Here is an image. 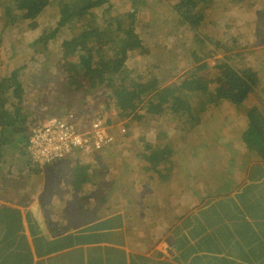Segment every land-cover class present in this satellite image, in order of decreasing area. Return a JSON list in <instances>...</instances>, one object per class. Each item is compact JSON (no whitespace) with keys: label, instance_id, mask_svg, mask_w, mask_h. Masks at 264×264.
Listing matches in <instances>:
<instances>
[{"label":"trees","instance_id":"16d2710c","mask_svg":"<svg viewBox=\"0 0 264 264\" xmlns=\"http://www.w3.org/2000/svg\"><path fill=\"white\" fill-rule=\"evenodd\" d=\"M140 2L145 4L143 7H150L151 12L157 9V2L153 4L149 0H137L130 5L123 0H17L12 13L4 6L2 9L0 3V123L6 127L0 131V206H4L10 191L19 195L20 190L43 186V193L48 196V222L50 216L61 223L84 221V233L100 230L120 244L130 229L126 222L133 215L139 216V223L145 228L147 222L162 216H165L162 220L168 221L173 214L177 215L175 218H183L188 215L187 207L193 210L202 205L203 194L207 204L196 212L201 214L200 224L226 225L227 217L240 212L238 224L243 239L238 238V244L243 243L239 249L244 258L240 264H264L258 254L246 252V246H253L247 239L255 233L259 235L256 222H264V185L258 187L259 181L264 180V96L261 95L264 85L259 84L264 79V51L261 57H253L252 52L258 49L256 53H259L264 47V0H201L193 6L184 4L178 12L172 7L182 0H159L169 8L162 12V21L158 23L161 27L156 30L150 29L153 24L145 15L151 12L144 13ZM214 3L220 5L225 17L236 19L232 29L240 31L236 33L242 37L239 43L234 41L231 45L222 40L228 33L211 39L209 27L217 25L215 18L221 11H216ZM108 5L116 9L110 17L99 20V32L78 33L76 29L74 33L64 34L73 30L75 18ZM126 7L130 8L123 13L121 8ZM44 9L48 10L46 19L40 17ZM239 19L246 20L244 27L239 26ZM22 20L26 25L15 32L12 26ZM226 26L230 30L229 22H225L223 29ZM111 28L116 31L111 42L97 38L98 33H110ZM244 28L247 33L242 34ZM27 33H32L29 42ZM183 49L191 55L181 64L184 66L181 69L175 63ZM217 55H221L218 64L211 68L206 83L200 84L198 77L205 72L206 60ZM10 60L16 70L9 74L8 69L14 67L9 65ZM36 66L47 70L37 71ZM23 72L31 77L26 85L22 82ZM208 92L215 97L212 101H217L215 107L207 102ZM34 94L41 99L39 106L26 105L28 96ZM238 94H242L239 102L246 103L244 107L238 106L244 108L242 124L238 123L242 134L236 145H225L220 127L223 121L227 125L225 130H241L236 128L237 121L230 113L235 105L228 106L225 96L234 100ZM75 97L80 101L76 102ZM87 108L93 115L112 113V120L123 123L119 129L132 130L139 126L138 135H130L104 152H77L76 160L71 163L56 160L41 169L34 165L28 151L33 130L51 116L62 121L71 113ZM150 116L154 124L161 117L164 125L155 129L166 130L163 135L170 139H173L172 130H205L202 125H211L206 129L216 133L221 151L233 154L229 163L233 165L232 172L238 173L236 178L231 177L228 184L221 185L215 195L214 192L209 195L205 187L192 186L193 181L185 178V172H191L187 155L200 159L201 175L212 180L219 178L220 166L206 155L209 152L216 159L214 145L205 146L206 151L200 147V153L187 148L182 155H175L168 149L169 142L160 146L153 138L147 140V131L152 128L143 123ZM93 123L83 122L81 127L87 129ZM171 144L176 149L181 142L178 138ZM125 145H130L131 150ZM238 149H244L246 156L241 158ZM5 157L9 162L7 169L1 161ZM207 162L210 165L205 168ZM182 168L184 172L180 171ZM257 172H261L260 178ZM103 180L113 181L112 190L106 195L104 189L110 186ZM188 192L192 198L185 202L181 196ZM94 196L106 203L95 205ZM219 198H224L227 210L219 206ZM29 218L24 216L29 226L35 227ZM17 222L23 227L22 220L16 219L14 223ZM155 229L159 234L154 229L148 231L154 239L165 237L163 229ZM254 247L257 251L260 243ZM211 261L212 258L200 259L196 263Z\"/></svg>","mask_w":264,"mask_h":264},{"label":"rangeland","instance_id":"374dc122","mask_svg":"<svg viewBox=\"0 0 264 264\" xmlns=\"http://www.w3.org/2000/svg\"><path fill=\"white\" fill-rule=\"evenodd\" d=\"M123 1L127 2L129 4V3H132V2L137 1V0H123ZM149 1L152 2L153 4L156 2L158 4L156 10H153L152 12L150 10L151 8L148 10V13L151 12L149 14V16L145 15L146 19L150 23L153 24L150 27V29L156 30V29H159L161 27L158 25V23L160 24V22L162 21V19L160 17L162 12L164 10H168L169 7L162 2H158L159 0H149ZM200 1L201 0H182V2L179 5H176V6L174 5L172 7V10L174 12H178L185 6L184 4H188L190 6H193V5L198 4ZM16 2H17V0H0L2 9L4 6L7 9H9L12 13H14L13 5ZM144 5L145 4L140 2V6L142 9L144 8L143 7ZM112 6L113 5H108L106 8H104L106 10L95 9V10L87 12L86 14H84L80 18H78V17L75 18V20L72 22L74 24L73 30H66L64 32V34L67 35L70 33H74L76 29L78 30V33L82 32L84 30H90V32H95V31L99 32L101 30L99 20H103L107 17H110L109 15H111V13L116 9V7L114 8ZM219 6H220L219 4L216 5V8H217L216 11L219 9ZM129 8L130 7L121 8V9H123V13H126L129 10ZM219 10H221V9H219ZM144 13H146V11ZM40 17L43 19L44 18L46 19L48 17V10L44 9L43 12L40 14ZM153 19H156V22H154ZM216 20L218 22L217 25L213 24L209 27L208 32L211 35V39H214L215 36L217 39L222 38L228 33L222 40H224L225 42H227L231 45H234L235 43L240 42V38H242V37H240L238 34H236L237 32H240V31L237 29H232L233 28V26H232L233 21L236 20L235 18L228 17V16L225 17L224 11L221 10L220 13L217 15ZM237 21H239L238 22L239 26H242V27L245 26V23H246L245 19H239ZM225 22H229L230 30H228L227 26L225 29H223L225 27ZM117 23H118V21H117ZM10 25H13V23ZM25 25H26L25 22L22 20L20 23L16 22V24H14L12 27H13L14 31L17 32L18 30H22V28ZM220 25H222L221 28L219 27ZM234 26H236V25H234ZM9 30L11 32V29H9ZM108 31H110V33H104V32L98 33L97 38L102 39V37H104L105 41L111 42V38L116 33V31L112 28L109 29ZM245 33H247V28H244V30L242 31V34H245ZM30 34L29 33L26 34V39L28 40V42H29V39L32 38V33H30ZM35 39H37V38L34 37V40ZM234 41H236V42L234 43ZM57 44H58V41H57ZM97 44L100 45L99 41H97ZM97 44H96V46H97ZM104 44L111 45L113 43L107 42ZM245 45H246V43H245ZM203 48H204V45H203ZM257 50L252 51V52H254L253 57H255L256 55H259L261 57L263 54V51H264V47L259 50L260 51L259 53H256ZM189 52H190L189 50L183 49L182 53L180 55H178L179 61H176L175 64H178L181 69L184 67V66L182 67L181 64L185 63L186 57L188 55H191V53L188 54ZM220 56L221 55H217L211 59L206 60L207 67L204 70L205 72L199 74V77H198L200 84L203 85L206 83V80L208 79V77L211 73V68L213 66H215L216 64H218V58H220ZM3 57L5 59H8L5 55V53H3ZM9 65L12 67L15 65V63H13L10 60ZM16 66L18 68L19 65H16ZM36 67H38V68H36L37 71L39 68H40L39 70H41L43 72H45L47 70V67H42V66H36ZM15 70H16L15 66L12 67L11 69H8L9 74ZM23 75L24 76L22 77V82H23V84L26 85V84H28V80L31 79V77H29L28 72L27 73L23 72ZM203 76H205V79ZM35 79H37V78L35 77ZM54 81H56V79H54ZM235 83L236 82H233V85H235ZM259 84L264 85V79L260 80ZM200 86H198V88H200ZM236 87H239V84H237ZM28 91L29 90L26 91L27 94H28ZM257 91L259 93H261L260 90H257ZM222 92L224 93V90H222ZM261 95L264 96V93H261ZM39 96H41V95H39ZM28 97L29 98H28L26 105H32L31 103H33V104H36L37 106H39L41 101L38 102V100H41V99H38L37 95H35V94L29 95ZM225 97H226L225 100L227 101L228 106L235 105V106H233L232 109H230V113L233 114L232 118L237 121L236 128H240L238 123L242 124L240 119L243 117L244 108H239L238 106L244 107V105L246 104L245 102H241L242 104L239 102V99L242 97V94H238L234 100L227 95ZM76 98L77 97H75V101L79 102L80 99H76ZM213 99H215L214 95L212 93L208 92L207 93V102H210V105L215 107L217 105V101H212ZM186 104H188L187 100H186ZM85 111H87L88 114H90V115L94 113L92 110H89V108H87V110H85ZM165 114L166 113H164L161 117H164ZM146 115H149L148 111H147ZM168 116H170V115H168ZM161 117L158 119V121H157L158 123L155 122V124H154V122L152 121L153 117H151V116H150V118L146 119L145 123H143V124L148 125V128H152L151 130L147 131V140L148 141H151L153 138V140H157V142L155 144H159L160 146L166 145L169 142L168 149H172L175 155H182L181 153H183L185 151V149H187V148L193 149L196 153H200L201 149L204 151L207 150V147H205V146L214 145L213 150H214V153H215L214 156H216V159H214L212 157V155H210L209 152H206V155L207 156L209 155L213 159V162H215L216 164H218L220 166L219 178L212 180V178L207 176V175H201V173H203V169L200 165V159H197V157L187 155L188 160H189L188 161L189 168H191V172L189 174V171H186L185 172V178H188L190 181H193L192 186H196V188L197 187H199V188L205 187L204 189H208L209 195L212 192H214V195H215V193L219 190V187L221 185L228 184V181L231 177L236 178L238 173L232 172V166L233 165H231L229 163V160L233 157V154H227V152L221 151V148L218 147L219 143H218L217 138H216V133H214L213 130H207L206 129V128L210 129L212 127L211 125H209L208 127L202 125L201 128L205 129V130H201V129L200 130H185V129L184 130H172L171 132L173 133V139H170L169 136L165 137L163 135V133H165L166 130L155 129L156 127H160L161 125L162 126L164 125V123L161 122ZM70 119H73V117L70 116ZM103 121L110 122V125H115L118 123L117 121L112 120L110 115H107L103 119ZM149 125H152V126L154 125V128L149 126ZM165 126H169V125H165ZM226 126L227 125H226L225 121H223V124L220 126L222 129V136L224 138L225 145H227L228 143H232V144L236 145V143H238L239 135L242 134V128H240L241 130L230 131V130H225ZM138 127L139 126H137V128H133L132 129L133 131L131 130V128H125V130H131L130 135H138V133H139L137 131V129H139ZM5 128L0 123V131L2 129H5ZM155 130H157V132ZM169 130H171V129H169ZM181 132H183V133H181ZM125 135L130 137V135L128 133H125ZM214 135H215V137H214ZM178 138H179L181 144L175 149V144L172 145L171 141L174 140V142H175L178 140ZM200 147H201V149H200ZM125 148L128 151L131 150L130 145H125ZM236 148H239V147H236ZM139 149L141 150V147H139ZM237 151L240 152L241 158L246 156V154H247V153H244V149H238ZM219 154H223V155L221 157H219ZM6 158L7 157L2 158L1 161L3 163L2 166L4 165V167L7 169L9 167V162L5 161ZM127 159L129 160V157ZM209 165L210 164H208V162L204 163L205 168H208ZM181 166H183V164H181ZM263 169H264V163H263ZM3 171H5V170H3ZM180 171L184 172V168H182ZM260 173L261 172H257L258 178H260L259 177ZM202 177H203V179H202ZM117 178H119V177L116 176V179ZM102 182H105L107 185L110 186V187L107 186L104 189V195H106L107 193H109V191L112 190L113 181H111V180H105L104 181L103 180ZM263 185H264V180L259 181V183H258L259 189H261ZM7 186L8 185H6V187ZM176 186H179V185H176ZM190 194H192V193L191 192H188V194L185 193L181 196V198H185L186 200L185 199L184 200H185V202H187V200H190L192 198L190 196ZM214 195L212 198H214ZM20 196L21 197L19 198L18 195H16L14 192L10 191V193H8V196L5 197L6 198L5 202L8 205H13V203H15V204L17 203V205L24 207L23 202L26 200V199H24L25 196H22V195H20ZM200 199L203 202H202V205H200L198 208L192 210L190 207H187L188 208V215H186V217L175 218V216H177V215L173 214L172 218L169 221L168 220H162L165 218V216H162L159 219H152L151 222H147V225H146L147 232L150 229L162 228L165 231V237H167V234L171 235L173 238L175 236L177 239L175 245H179L180 247H184L183 252H189L191 254L190 259L183 264H206V263H196V261L200 260V259L207 261L210 258H212V262L210 264H212L213 262L221 263V260L223 258L228 259L229 262H231V264H236V261L233 258H231L229 256L221 257L218 254V252L211 251L210 248L209 249L204 248L205 241L202 240L204 238H196L197 235L202 236L203 225L202 224L190 225V222L192 220H196L197 218H199V216L201 214H196V212H198L202 206L207 204L206 201L204 200L203 194L200 195ZM93 201H94L95 205H103L106 203V202L101 203V198L97 197V196H94ZM217 203L219 204V206L223 210H227V205H226V201L224 200V198H219ZM238 204H241V202ZM212 212H213V210H212ZM204 214H207V212L204 211ZM21 219H22V222L27 224L26 220L24 219V216H21ZM229 219H230V216L227 217L226 223ZM237 221H238V219H237ZM256 224H257V228H258V234L260 235V242L258 241L257 245L260 243V249H261V252L258 254V256L264 260V222H261L259 220L256 222ZM126 226L128 228H134L135 227V231H136L132 240L129 241L128 248L137 249V248L143 247V249H146L145 246H147L149 244V243H147L148 236L146 234H144L145 229L142 228L144 226L140 225V223H139V216L133 215L132 218L126 222ZM230 229H232V227H230ZM142 231H143V233L141 234L140 232H142ZM171 233H173V234H171ZM215 236H225V235L220 231L216 234H210V238H213ZM72 238L74 240H80V241H82V239H84V243H85L87 248H90L96 239L115 241L110 236H108L106 233H104L100 230H93V232L90 234L86 233V232L85 233L76 232V234L72 235ZM136 238H140V239L135 240ZM210 238H208V239H210ZM171 240H173V239H171ZM208 242H209V240H208ZM172 243L174 245V241H172ZM185 247H187V248L185 249ZM224 252L229 253V254H233V252L229 251V250H224ZM246 252L257 254L256 252H258V250L255 251L254 245L253 246H246ZM14 259H17V256H14Z\"/></svg>","mask_w":264,"mask_h":264},{"label":"crops","instance_id":"0c3cea01","mask_svg":"<svg viewBox=\"0 0 264 264\" xmlns=\"http://www.w3.org/2000/svg\"><path fill=\"white\" fill-rule=\"evenodd\" d=\"M149 9L150 7L147 6L142 10L148 12ZM66 160L71 163L76 160V156H71ZM43 192V186L23 189L19 191L18 197H21L20 194L25 196L24 207L17 203L8 205L6 202L4 206H0V264H183L191 257L189 252H183L184 247L175 245L177 240L175 236L174 239L167 234V237L156 240L145 227L142 228L145 229L144 234L148 236L147 243H149L145 246L146 249L143 247L128 248L129 241L136 233L135 227L130 228L124 234V239L120 244L116 241L96 239L93 245L87 248L84 239L80 241L72 238L76 232L84 233V221L72 224L65 220L66 223H61L62 221L50 216L51 222H48V196ZM54 208L57 209V207ZM205 215L207 217L208 213ZM21 216L32 218L35 227L29 226V220L23 227L20 222L14 223L16 219L21 220ZM240 216V212L236 211L230 215V219L227 223L225 222L226 225L204 224L206 226L203 227L202 236L197 235L196 238H204L202 239L205 241L204 248L218 252L221 257L229 256L236 261V264H240L244 259L239 249L243 247V243L238 244V238L243 239L237 221ZM200 223L201 219L197 218L192 220L190 225ZM9 224H12L11 228ZM227 224H230L232 229ZM22 228L24 232H21ZM219 231L225 236L210 238V234H216ZM153 232L159 234L158 229H154ZM140 233L142 234L143 231ZM259 237L255 233L247 241L257 245L256 241ZM224 250L232 251L233 254L225 253ZM260 252L261 249L258 247L256 253ZM14 256H17V259H14ZM212 264H231V262L223 258L221 263L213 262Z\"/></svg>","mask_w":264,"mask_h":264},{"label":"built area","instance_id":"2783aa9c","mask_svg":"<svg viewBox=\"0 0 264 264\" xmlns=\"http://www.w3.org/2000/svg\"><path fill=\"white\" fill-rule=\"evenodd\" d=\"M94 123L87 129L75 127L57 118L50 119L43 128L33 131L29 150L35 161L41 166L51 165L54 161L63 158L73 148L85 150H99L110 146L121 139L127 130H113L101 121H95L88 116L81 119L83 122Z\"/></svg>","mask_w":264,"mask_h":264},{"label":"clouds","instance_id":"9594fccd","mask_svg":"<svg viewBox=\"0 0 264 264\" xmlns=\"http://www.w3.org/2000/svg\"><path fill=\"white\" fill-rule=\"evenodd\" d=\"M216 5H217V3H214L213 4V7L215 8V9H217L216 8ZM217 18V17H216ZM216 18H215V20H216ZM214 20V21H215ZM104 113H107V112H104ZM108 115H110V117L112 118V116H113V114L112 113H107ZM70 116H72L73 117V119H70ZM84 116H88L90 119H92V120H95V121H101V122H103L104 124H106V126L107 127H111V126H113V130H115L118 126H120V125H122L123 123H117V124H115V125H110V122H106V121H103V119L107 116V115H104V116H98V115H93V114H88V112L87 111H81V112H78V113H71L70 115H68L67 116V118H65V119H63L62 121H65V122H67V123H70V124H73L75 127H78V128H80L81 127V119L84 117ZM53 118H57L56 116H51L49 119H47L45 122H44V124L42 125V126H40V128H43L45 125H47V123H48V121L50 120V119H53ZM34 131V130H33ZM130 132H131V130H127V132L126 133H128L129 135H130ZM31 138H32V136H31ZM31 138H30V140H29V143H28V151H29V153H30V155H31V158H32V162H33V164L35 165V164H37V165H39L36 161H35V159H34V157H33V155L31 154V151L29 150V146H30V144H31ZM127 138H129L127 135H122L121 136V139L120 140H118V141H116L115 143H113V144H111L110 146H108V147H106V148H103V149H99V150H94V149H92V150H85V149H83V148H80V147H76V148H73L69 153H67L63 158H61V159H58V161L59 160H66V159H68L69 157H71V156H75V154L77 153V152H82V153H84V154H87V153H96V152H104V151H106V150H109L110 148H111V146H113L114 144H117V143H119V142H122L123 141V139H127ZM39 167H41L40 165H39ZM42 168V167H41ZM22 220V219H21ZM25 223L23 222V225H24ZM21 226H22V223H21ZM23 236L25 237V235L23 234Z\"/></svg>","mask_w":264,"mask_h":264}]
</instances>
